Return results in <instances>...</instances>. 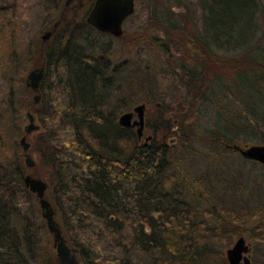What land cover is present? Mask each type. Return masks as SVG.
<instances>
[{
  "label": "trees",
  "instance_id": "obj_1",
  "mask_svg": "<svg viewBox=\"0 0 264 264\" xmlns=\"http://www.w3.org/2000/svg\"><path fill=\"white\" fill-rule=\"evenodd\" d=\"M1 3L0 264H32L35 259L37 242L28 231L27 206L29 199L36 197L23 184L24 173L44 178L45 197L61 233L83 253L97 257L99 249L132 264H227L225 254L215 244L244 232L259 244L254 247L257 257L252 264H264V198L255 199L252 207L244 199L237 201L232 211L240 216L230 210L232 216L225 218L214 210L212 223L207 215L195 217L200 212L199 202L187 197H197L193 184L198 178L189 179L176 151L191 148L195 139L208 143L217 153L236 152L231 145L249 136L264 141V44L255 40L250 44L251 50H260V56L214 52V47L234 49L244 41L239 34L242 19L232 10L238 13L247 7L246 21L251 23L255 12L264 13V1L199 0L200 25L187 39L184 26L162 21L156 22L163 29L162 35H139L140 42L155 46L161 53L172 50V61L171 54L165 58L169 61L166 73L177 77L186 97L190 96L188 111L191 100L208 91L211 78L221 80L240 68L250 75L243 92L248 101L232 91V102L210 100L216 115L206 133L195 131L191 122L181 117L176 130L170 131V120L162 117L168 104L160 100L161 106H154L144 119L152 135L146 145L136 140L131 128L115 121L121 107L134 100H152L151 82L143 68L121 75L116 87L122 93L109 103L110 79L121 63L110 69L104 57L95 59L82 52L67 56L55 39L39 41L29 49L32 27L20 22L15 4ZM256 28V23H251V35ZM24 59L45 67L36 103L28 96L27 102L15 101L12 80ZM27 89L28 94L33 92ZM219 89L225 98L226 91ZM21 108L35 115L42 127L26 150H34L38 157V165L30 167L21 163L23 150H18L16 141V117ZM169 134L176 136V142L165 145ZM250 161L251 165L258 163ZM177 175L182 189L176 185ZM230 183L233 196L240 183L234 175ZM254 211L260 213L259 220L249 229L241 228ZM146 227L150 230L144 231Z\"/></svg>",
  "mask_w": 264,
  "mask_h": 264
},
{
  "label": "rangeland",
  "instance_id": "obj_2",
  "mask_svg": "<svg viewBox=\"0 0 264 264\" xmlns=\"http://www.w3.org/2000/svg\"><path fill=\"white\" fill-rule=\"evenodd\" d=\"M3 3L6 4L7 2L3 0ZM13 4L17 7L18 19L20 22L29 24V27H32L33 29V33L30 37L29 49H31L40 41V34L50 22L47 23L48 19L47 21L43 20V17L46 18L45 11L38 4V0H14ZM134 5L135 13L123 24L124 33L122 36L115 38L106 34L97 33L90 29H77L74 31V35L69 38V41H67L63 47L65 48V54L67 56H71L72 54H75V52H82L85 55L93 56L95 59H102L103 57L107 58L110 64V69L112 66L121 63L116 66L119 70L112 74V79H110L109 103H113L114 99L122 93L121 89L119 91L116 87L117 83L121 80V75L126 74L135 68H143L151 82L152 100L150 101V108L148 107V109L152 112L154 108V100H161L164 105L169 104L174 100L179 91H181L182 83L177 77H171L166 73L169 61H166L165 58L168 52L161 53V51L155 46L140 42L139 35H162L163 29L159 25H156L157 21H162L165 24L175 23L184 26L185 29L183 28V32L185 34V39H187V37L191 36L192 33H195L199 28L201 7L199 5V0H134ZM247 11V7L238 13L235 9L232 10L233 14H236L240 17L239 19H242L239 34L240 38H243L244 41L241 46L228 50L218 47L216 51L214 49L215 53L236 55L247 52L248 54L250 53L260 56V50H251L250 44L254 40L255 43L260 45L264 44V13L259 11L254 13V20L251 21V23L255 22L257 28L255 33H252L251 35V23L246 21L248 16ZM54 16V14L48 16L50 17V21H52ZM186 18H188L187 22ZM17 33H19L18 35L20 36L21 33L19 31ZM167 47L169 46L167 45ZM171 52L172 50L169 48V54H171H168L170 56V61H172ZM28 56L31 57V54H28ZM33 64V61L24 59V61H21V67H17L15 70V77L12 80V86L16 92L15 101L17 104L19 99L22 100V103L24 101L27 102V96L32 100L33 92L29 94L27 93V88L29 87L23 83V76ZM213 67L216 68L214 65ZM50 70L52 71L51 68ZM243 70V68H240L235 74L230 72L221 80H212L213 78H211L208 82L210 88L205 95L203 97L196 96L191 100V110L187 112L184 117L188 115L193 116V120L190 123L192 129L200 133H206L213 126L216 114L210 100L219 99L221 103H225L229 99L232 102L233 99L231 98L234 96H232L233 94L231 95L230 91L240 95L247 101L249 100L243 92H245V82L249 80L250 75L248 73H242ZM49 80H52V76L49 77ZM219 87L223 88L224 92L226 91L225 98H223L220 93ZM2 93L3 89L0 84V98ZM156 96L157 98H153ZM189 97H186L187 101ZM142 100L145 101V99ZM138 101L140 100H134L129 105L121 107L120 111L129 109ZM25 111V108H21L17 113L16 123L19 127V131L16 135L17 143L19 136L24 133L23 126L27 123V118L23 116ZM33 121L38 124V127L25 133V139L29 142V146L37 132L42 130L35 115ZM250 143H264V141L256 139L255 136H249L248 140L238 141L236 144L243 145ZM190 145L191 148L189 149L181 147L180 149L177 148L176 151L181 157V162L189 179L191 180L194 177L198 178V181L193 184L195 191L197 192V197H187L191 202H195L196 200L199 202L200 212L195 213V217L207 215V219L212 223L214 221L212 218L214 210H218L225 218L232 216L230 210L235 216H240V212L235 213L232 211V208L236 205L237 201L241 202L244 199L248 206L252 207L255 203V199L264 198V193L261 192V187L264 184V170L261 169L258 163L251 165L249 159L241 157L234 151L227 153L211 151L208 143L199 139L191 141ZM18 150H21L19 144ZM24 152L25 151H23L20 156V161L23 165ZM28 153L34 161L33 165H38L36 152L31 150ZM231 175H234L240 183L236 188L237 193L233 196H230L232 191V187L230 186ZM39 177L41 176L39 175ZM41 178L44 179L43 177ZM176 178V185L182 189L180 185L182 181L181 177L177 175ZM244 183L246 185L242 187L241 185H244ZM181 194H185V191L183 190ZM29 200L30 204L27 206L29 209L28 231L30 233L32 232V235L37 242L35 259L32 264H53L51 256L52 254L54 255V249L51 246V234L46 229L36 199L30 198ZM259 215L260 213H257L256 211L248 214L241 228L249 229L259 220ZM241 235H243L245 241H248L251 246L249 256L250 264H252V259L257 257V251L254 247L259 244L255 237H248L244 232H242ZM236 237L237 236L229 238L221 243L219 242L215 244V246L224 253L225 248L229 246Z\"/></svg>",
  "mask_w": 264,
  "mask_h": 264
},
{
  "label": "water",
  "instance_id": "obj_3",
  "mask_svg": "<svg viewBox=\"0 0 264 264\" xmlns=\"http://www.w3.org/2000/svg\"><path fill=\"white\" fill-rule=\"evenodd\" d=\"M133 8L132 0H94L93 6L87 16V20L101 30H106L114 35L121 33V21L125 15L131 12ZM50 31L46 30L41 34V39L47 38ZM45 68L43 65L31 66L23 76V83L32 91V101L36 103L39 100L38 88L44 77ZM184 92L179 91L173 101L169 103L170 108L163 112L164 119L170 118V131L177 128V114L183 113L187 109L184 103ZM155 106H160V101H154ZM148 102L140 100L134 103L129 109L120 111L116 116V123L121 127L131 128L135 134L136 140L146 145L152 135L145 128L144 119L148 114ZM23 116L27 118V123L23 126V134L18 138V144L23 153L24 165L30 167L34 161L31 155L26 151L29 142L25 139V133L34 130L38 124L33 121V115L25 111ZM193 117L185 119V122H191ZM176 142V136L169 134L165 138V145H172ZM236 152L243 158L256 161L264 166V143H250L231 145ZM23 184L31 191L37 199L40 209V215L44 219L46 229L51 234L52 245L59 264H78L73 251L63 238L61 228L54 218V209L49 200L45 197L47 183L39 176L24 173L22 176ZM227 264H250V244L245 241L243 235H238L234 241L224 250Z\"/></svg>",
  "mask_w": 264,
  "mask_h": 264
},
{
  "label": "flooded vegetation",
  "instance_id": "obj_4",
  "mask_svg": "<svg viewBox=\"0 0 264 264\" xmlns=\"http://www.w3.org/2000/svg\"><path fill=\"white\" fill-rule=\"evenodd\" d=\"M2 1L3 0H0V4H2L1 3ZM4 1L7 2L6 4H11V3L13 4L14 0H4ZM132 1H133V8L131 12L125 15L121 21V24H120L121 33L119 35H114L106 30H101L97 28L94 24H92L91 22L87 20V16L93 6L94 0H38V4L45 11L46 18L43 17V20L47 21L48 19L47 23L50 22L49 24L46 25V28L43 30V32L46 30H49L50 31L49 35L47 36V38L41 39V34L43 33L42 32L40 34V42L50 41L52 39H55V40H59L60 44L63 47L67 43V41H69V38H71L74 35V31H76L77 29H84V30L90 29L97 33L106 34L111 37H115V38L120 37L124 33L123 24L126 21H128L135 13L134 0ZM51 14L55 15L52 21H50V17H48ZM200 15H201V8H200ZM187 19L188 18H186V22L188 21ZM66 28L67 29L69 28V29L67 30ZM214 49L216 51L218 47H214ZM90 57L94 58L93 56H90ZM181 91H183L185 94V91L183 89ZM184 103L187 104V109L183 113L177 114L176 116L177 118L181 117L185 120L189 117H193L192 115H188L184 117L185 114L189 112L188 111V101L186 100V95L184 96ZM148 104L149 106H147V110L149 114L150 110L148 109V107L150 108V103ZM155 107H159V106H155ZM169 108L170 106L168 104L167 108L163 110V112ZM167 119L170 120V118H167ZM143 230L149 231L150 229L146 227V228H143ZM63 238L65 239V242L74 249L73 254L75 258L77 259L78 264H132L131 261H124L122 259L119 260L114 257L113 253L105 254L101 252L99 249H97V252H96L97 257H95L94 254H91V253H83L79 251L77 247L70 245L67 242L64 235H63ZM51 246L53 247L52 242H51ZM92 256H93V259H92ZM51 257L53 259V264H59L57 257L55 255V250H54V255L52 254ZM134 264H145V263L137 262Z\"/></svg>",
  "mask_w": 264,
  "mask_h": 264
}]
</instances>
